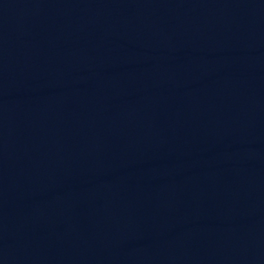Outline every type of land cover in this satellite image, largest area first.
Here are the masks:
<instances>
[{
	"label": "water",
	"instance_id": "water-1",
	"mask_svg": "<svg viewBox=\"0 0 264 264\" xmlns=\"http://www.w3.org/2000/svg\"><path fill=\"white\" fill-rule=\"evenodd\" d=\"M0 264H264V0H0Z\"/></svg>",
	"mask_w": 264,
	"mask_h": 264
}]
</instances>
